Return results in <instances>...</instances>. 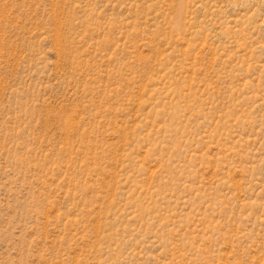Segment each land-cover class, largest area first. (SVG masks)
Instances as JSON below:
<instances>
[{"label":"rangeland","instance_id":"1","mask_svg":"<svg viewBox=\"0 0 264 264\" xmlns=\"http://www.w3.org/2000/svg\"><path fill=\"white\" fill-rule=\"evenodd\" d=\"M0 264H264V0H0Z\"/></svg>","mask_w":264,"mask_h":264}]
</instances>
